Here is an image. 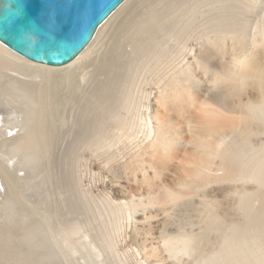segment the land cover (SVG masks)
Segmentation results:
<instances>
[{
  "label": "bare ground",
  "instance_id": "obj_1",
  "mask_svg": "<svg viewBox=\"0 0 264 264\" xmlns=\"http://www.w3.org/2000/svg\"><path fill=\"white\" fill-rule=\"evenodd\" d=\"M247 4L124 0L87 47L60 67L31 62L0 43V264L61 259L56 253L50 259L46 206L53 199V154L63 145L67 113L87 117L99 111L102 124H113V134L130 133L144 98L152 116L141 130L155 135L153 145L160 150L172 138L165 116L204 82L211 84L210 101L200 104L193 127L196 153L187 164L188 194L167 192L164 200L203 196L205 201L207 187L224 184L233 217L220 216L215 199L202 202L195 208L200 231L170 237L164 249L173 258L192 256L194 264H264V3L255 23ZM150 84L154 95L143 89ZM6 112L13 116L8 121ZM50 200L51 208L59 198ZM76 227L63 231L71 237Z\"/></svg>",
  "mask_w": 264,
  "mask_h": 264
},
{
  "label": "rangeland",
  "instance_id": "obj_2",
  "mask_svg": "<svg viewBox=\"0 0 264 264\" xmlns=\"http://www.w3.org/2000/svg\"><path fill=\"white\" fill-rule=\"evenodd\" d=\"M249 1L250 7L249 4L244 6L246 12H252L251 2L254 0ZM256 1L258 6L255 5L251 13L255 17L250 16L254 23L261 20L258 17L260 13L263 15L260 6L264 0H258V3ZM152 85L142 87L145 90L152 89L154 95L156 87ZM209 87L211 88L210 82H204L201 89L198 87L193 90L189 101H179L175 109L165 116L164 122L170 126L168 136L172 135V138L169 137L170 146L160 150L155 147L156 144L153 145L155 135L149 136L148 132L146 134V131L141 130L146 125L147 118L152 116V113L149 116L147 114L144 98L138 103V116L135 117L130 133H114V137L113 124H102L104 119L102 115L98 117L99 111L93 115H90L92 112L87 113V117L84 112H80L81 115L77 112L78 115H71L74 119L70 117V113L66 114L63 145L60 149L56 148L53 168L51 167V199L57 197L59 201L55 202L57 199L50 198L47 200L48 203L49 200L52 201L51 204L55 202L53 205L59 208L55 209L52 205L51 209L50 203L46 206L52 212L47 214H50L48 219L51 225L47 220L52 231L47 237L51 248L50 259L52 254L62 255L59 262L53 261L55 264H194L192 256H169L165 252L164 241L178 234L200 231V214L195 208L202 205V202L205 204L215 199L221 203V207L217 208L219 215H225L227 219L229 215L231 219L234 209L232 198L226 195L228 187L223 184L225 192L222 184L210 185L203 191L205 201H201V195H204L201 191V197L185 196L173 203L165 201L164 196L167 192L188 194L184 188V184L189 182V179L185 180L188 178L187 164L191 163L188 161L189 157L193 154L192 158L196 151L193 127L196 126L203 107L200 104L205 105L210 101L206 91ZM190 99H195V104ZM7 114L6 112V116H3L4 119L6 117L5 121L13 117L9 115L11 113L8 117ZM88 115L92 118H88ZM76 116H82L84 120L78 119V122L75 120ZM91 135L95 141L100 140V144L96 141V146H93ZM104 136L110 137L107 142ZM75 226L78 233L74 236L69 237L66 234L68 232L63 231ZM209 239L212 243L215 237L211 236ZM210 246H204L206 253Z\"/></svg>",
  "mask_w": 264,
  "mask_h": 264
},
{
  "label": "water",
  "instance_id": "obj_3",
  "mask_svg": "<svg viewBox=\"0 0 264 264\" xmlns=\"http://www.w3.org/2000/svg\"><path fill=\"white\" fill-rule=\"evenodd\" d=\"M124 0H0V43L52 67L73 61Z\"/></svg>",
  "mask_w": 264,
  "mask_h": 264
}]
</instances>
